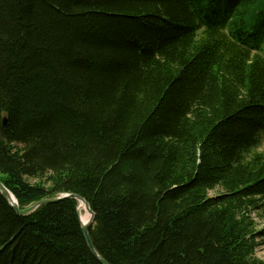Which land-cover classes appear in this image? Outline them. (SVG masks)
Listing matches in <instances>:
<instances>
[{
	"label": "trees",
	"instance_id": "trees-1",
	"mask_svg": "<svg viewBox=\"0 0 264 264\" xmlns=\"http://www.w3.org/2000/svg\"><path fill=\"white\" fill-rule=\"evenodd\" d=\"M263 137L261 0H0V182L107 264H264ZM0 264L104 263L0 192Z\"/></svg>",
	"mask_w": 264,
	"mask_h": 264
},
{
	"label": "water",
	"instance_id": "water-1",
	"mask_svg": "<svg viewBox=\"0 0 264 264\" xmlns=\"http://www.w3.org/2000/svg\"><path fill=\"white\" fill-rule=\"evenodd\" d=\"M0 192L6 196L11 207L19 215L27 214V213L35 210L36 208L40 207L43 204L55 202V201H58V200H61V199L67 198V197L74 198L77 201V212L79 215V203L82 202L85 206L86 212H88L90 214V220L88 222H85V223H83L81 221L80 216H79L82 232H83V235H84L85 240L87 242V245L90 248V250L97 256V258L102 263L107 264L106 261L96 253V251L93 248V245L91 243L90 236L88 233V229L92 225V222L94 220V212L91 210L88 203L85 201V199L83 197H81L78 194H74V193H63V194H60V195L53 197V198L46 197V198L39 199V200L35 201L34 203H32L31 205H29L25 208H19L16 198L10 193V191L1 182H0Z\"/></svg>",
	"mask_w": 264,
	"mask_h": 264
},
{
	"label": "rangeland",
	"instance_id": "rangeland-1",
	"mask_svg": "<svg viewBox=\"0 0 264 264\" xmlns=\"http://www.w3.org/2000/svg\"><path fill=\"white\" fill-rule=\"evenodd\" d=\"M262 6L264 8V0H261ZM262 143L258 147L255 152L262 153L264 155V137L261 138ZM209 194H214V192H210ZM252 219L256 220V227L255 230H261L262 236L257 237V241L259 242L257 247L255 248L254 256L260 260H264V218H261L259 215L257 216L255 211L250 213Z\"/></svg>",
	"mask_w": 264,
	"mask_h": 264
},
{
	"label": "bare ground",
	"instance_id": "bare-ground-1",
	"mask_svg": "<svg viewBox=\"0 0 264 264\" xmlns=\"http://www.w3.org/2000/svg\"><path fill=\"white\" fill-rule=\"evenodd\" d=\"M79 216L83 223L88 222L90 220V214L86 212L85 206L82 202L79 203Z\"/></svg>",
	"mask_w": 264,
	"mask_h": 264
}]
</instances>
